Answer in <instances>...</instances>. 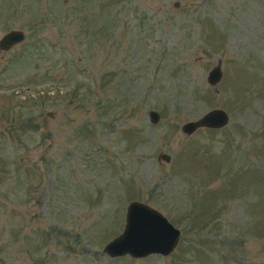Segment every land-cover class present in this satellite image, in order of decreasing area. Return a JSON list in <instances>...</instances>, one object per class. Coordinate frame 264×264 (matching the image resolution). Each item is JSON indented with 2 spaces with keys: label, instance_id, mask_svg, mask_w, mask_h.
<instances>
[{
  "label": "rangeland",
  "instance_id": "374dc122",
  "mask_svg": "<svg viewBox=\"0 0 264 264\" xmlns=\"http://www.w3.org/2000/svg\"><path fill=\"white\" fill-rule=\"evenodd\" d=\"M10 29L0 264H264V0H0ZM131 200L180 229L169 254L104 251Z\"/></svg>",
  "mask_w": 264,
  "mask_h": 264
},
{
  "label": "water",
  "instance_id": "95a60500",
  "mask_svg": "<svg viewBox=\"0 0 264 264\" xmlns=\"http://www.w3.org/2000/svg\"><path fill=\"white\" fill-rule=\"evenodd\" d=\"M25 34L20 29H10L0 37V49L7 50L21 42ZM221 64L217 63L207 74V81L215 84L221 78ZM152 122L158 120V112L149 111ZM228 121V114L222 108H212L195 120H189L182 124L181 129L185 133H192L201 126L219 128ZM158 159L170 160L167 153H159ZM181 231L174 226L168 218L156 208L139 200H131L126 206L125 225L123 230L115 237L107 241L104 251L111 256L129 254L134 257H142L151 253L169 254L175 247Z\"/></svg>",
  "mask_w": 264,
  "mask_h": 264
}]
</instances>
